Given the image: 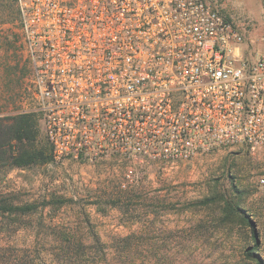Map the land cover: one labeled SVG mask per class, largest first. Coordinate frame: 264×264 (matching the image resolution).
<instances>
[{"label":"built area","instance_id":"obj_1","mask_svg":"<svg viewBox=\"0 0 264 264\" xmlns=\"http://www.w3.org/2000/svg\"><path fill=\"white\" fill-rule=\"evenodd\" d=\"M14 1L54 164L264 153V54L208 0Z\"/></svg>","mask_w":264,"mask_h":264},{"label":"rangeland","instance_id":"obj_2","mask_svg":"<svg viewBox=\"0 0 264 264\" xmlns=\"http://www.w3.org/2000/svg\"><path fill=\"white\" fill-rule=\"evenodd\" d=\"M208 1L244 34L245 58L264 54V0ZM14 9L0 0V17ZM30 80L19 22L9 17L0 23L1 116L33 111ZM37 142L46 144L42 120ZM126 167L116 158L1 167L0 198L38 208L0 212V264H251V231L224 218L222 198L254 222L264 262V153L229 148L166 171L134 164L128 184Z\"/></svg>","mask_w":264,"mask_h":264},{"label":"trees","instance_id":"obj_3","mask_svg":"<svg viewBox=\"0 0 264 264\" xmlns=\"http://www.w3.org/2000/svg\"><path fill=\"white\" fill-rule=\"evenodd\" d=\"M15 4V1H14ZM222 13V12H221ZM18 19V10L15 5L13 16H1L0 23L8 18ZM228 20L227 16H225ZM41 116L34 112L17 113L15 115H4L0 113V169L1 167H12L18 169L29 168L34 165L45 164L50 161L51 147L46 140V144L37 142L39 134V123ZM45 133V132H44ZM46 138V136H45ZM235 195L239 194L238 189L233 186ZM223 204L224 218L234 219L242 225L248 227L251 231V237L254 240L252 247L244 251V256L251 261V264H264L263 260L257 253L258 240L255 232V224L250 219L247 212L234 204L230 200L221 199ZM57 207L65 201L56 200ZM54 202L50 200L47 204ZM204 203V202H202ZM36 204L14 205L6 198H0V212L11 215H24L37 210ZM68 243H72L68 238Z\"/></svg>","mask_w":264,"mask_h":264}]
</instances>
